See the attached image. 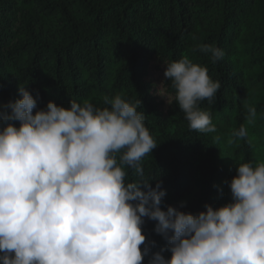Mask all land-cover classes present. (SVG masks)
Segmentation results:
<instances>
[{
	"label": "trees",
	"instance_id": "1",
	"mask_svg": "<svg viewBox=\"0 0 264 264\" xmlns=\"http://www.w3.org/2000/svg\"><path fill=\"white\" fill-rule=\"evenodd\" d=\"M204 45L222 49L223 58L213 63ZM184 56L221 84L212 102L199 104L215 133L191 130L175 100L156 94L165 83L174 96L164 72ZM19 87L37 99L34 112L50 101L103 109L117 94L139 100L158 145L142 161L144 177L166 190L162 209L218 208L231 202L226 182L235 166L264 160V0H0V112L21 99ZM249 107L257 113L252 123ZM242 125L248 137L229 144ZM127 171L129 182L138 179ZM155 227L145 218L143 264L168 246Z\"/></svg>",
	"mask_w": 264,
	"mask_h": 264
},
{
	"label": "clouds",
	"instance_id": "2",
	"mask_svg": "<svg viewBox=\"0 0 264 264\" xmlns=\"http://www.w3.org/2000/svg\"><path fill=\"white\" fill-rule=\"evenodd\" d=\"M200 51L213 63L224 56L210 45ZM164 76L174 96L165 83L156 94L169 105L175 100L191 130L215 133L210 111L199 106L221 88L207 67L184 56ZM18 91L21 99L0 112V264H143L150 255L145 218L168 245L148 264H264V160L235 166L223 206L206 204L197 215L163 210L166 190L144 177L142 161L158 145L139 100L117 94L103 109L50 101L34 112L37 99ZM256 115L249 107L248 123ZM247 137L242 125L228 143ZM127 169L138 179L129 182Z\"/></svg>",
	"mask_w": 264,
	"mask_h": 264
}]
</instances>
